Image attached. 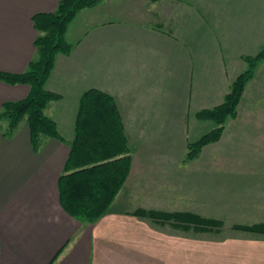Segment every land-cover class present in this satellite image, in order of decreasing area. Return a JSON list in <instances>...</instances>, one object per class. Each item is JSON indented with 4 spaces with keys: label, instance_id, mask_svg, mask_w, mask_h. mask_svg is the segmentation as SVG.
<instances>
[{
    "label": "crops",
    "instance_id": "1",
    "mask_svg": "<svg viewBox=\"0 0 264 264\" xmlns=\"http://www.w3.org/2000/svg\"><path fill=\"white\" fill-rule=\"evenodd\" d=\"M59 2L0 0V72L27 69L33 16ZM66 40L72 50L56 56L46 83L61 98L45 109L65 142L46 137L34 151L26 122L5 138L0 121V264H264V233L235 228L264 224V59L220 139L186 160L188 143L215 126L196 114L221 104L244 58L264 49V0H103L76 15ZM90 89L114 98L131 148L128 178L94 222L68 214L58 190ZM29 91L0 81V111Z\"/></svg>",
    "mask_w": 264,
    "mask_h": 264
},
{
    "label": "trees",
    "instance_id": "2",
    "mask_svg": "<svg viewBox=\"0 0 264 264\" xmlns=\"http://www.w3.org/2000/svg\"><path fill=\"white\" fill-rule=\"evenodd\" d=\"M103 0H60L52 13L33 16L36 54L27 69L20 74L0 72V81L7 84H26L30 87L23 100L3 104L0 121L8 125L2 135L11 137L22 122L30 128L34 151L44 139L55 138L65 142L56 122L45 113L47 105L61 96L46 89L58 54H70L72 45L66 41V31L72 20L83 9L98 5ZM264 59V49L252 57H245L247 68L232 82L223 102L211 109L199 111L196 116L210 120L214 128L187 145L186 160L195 159L201 149L222 136L226 121L235 117L237 107L247 83L254 76L257 65ZM69 155L58 178L60 203L72 217L94 222L105 215L124 186L131 167V148L124 124L114 98L97 89L87 90L79 100L74 124V136L68 143ZM135 214L152 219L176 218L194 229L221 228L222 222L194 213H162L135 211ZM182 218V220H180ZM249 232L264 233V224L236 226Z\"/></svg>",
    "mask_w": 264,
    "mask_h": 264
},
{
    "label": "rangeland",
    "instance_id": "3",
    "mask_svg": "<svg viewBox=\"0 0 264 264\" xmlns=\"http://www.w3.org/2000/svg\"><path fill=\"white\" fill-rule=\"evenodd\" d=\"M67 41V40H66ZM8 122V121H7ZM66 138L68 137L67 133H65Z\"/></svg>",
    "mask_w": 264,
    "mask_h": 264
}]
</instances>
